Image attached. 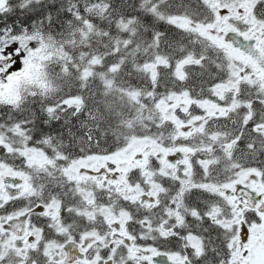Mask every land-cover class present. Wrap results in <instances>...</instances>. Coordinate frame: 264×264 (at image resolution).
Wrapping results in <instances>:
<instances>
[{"label":"snow or ice","instance_id":"snow-or-ice-1","mask_svg":"<svg viewBox=\"0 0 264 264\" xmlns=\"http://www.w3.org/2000/svg\"><path fill=\"white\" fill-rule=\"evenodd\" d=\"M0 264H264V0H0Z\"/></svg>","mask_w":264,"mask_h":264}]
</instances>
